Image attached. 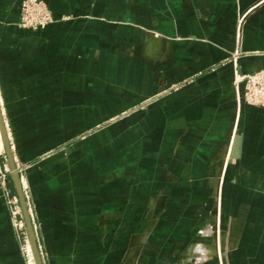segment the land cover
Here are the masks:
<instances>
[{"label":"crops","instance_id":"obj_1","mask_svg":"<svg viewBox=\"0 0 264 264\" xmlns=\"http://www.w3.org/2000/svg\"><path fill=\"white\" fill-rule=\"evenodd\" d=\"M42 1L65 18L33 31L0 0V104L44 264H264V107L233 84L264 68V0ZM4 191L0 264H28Z\"/></svg>","mask_w":264,"mask_h":264},{"label":"rangeland","instance_id":"obj_2","mask_svg":"<svg viewBox=\"0 0 264 264\" xmlns=\"http://www.w3.org/2000/svg\"><path fill=\"white\" fill-rule=\"evenodd\" d=\"M35 0H23L21 4V12H20V19L19 23L20 26L26 30H38L40 28L46 27L62 18L65 17H60L56 16L52 10L49 8V6L42 0H37L41 4L44 3L46 5V13H51L53 16V21L50 20L49 18H42L43 14L39 12V10L33 5ZM245 19V15L240 17L239 19V25L241 27L243 21ZM43 21V24L41 22ZM52 21V22H51ZM232 61L235 63L236 59L233 58ZM246 76V84L245 82H239L238 77H243ZM233 84L238 92V98L244 101L245 103L257 107H264V68L258 69L253 72L249 73H240L238 72L237 69H235L234 73V81ZM248 87V89H247ZM238 140H232L230 143V148L225 149L224 153L218 158L217 160V165L219 167V171L217 172V185L215 188H213L212 191V196L215 199V212H220L221 211V206H222V192H223V170L224 168L235 158V155L238 152ZM0 155H2L5 158L4 162V168L3 171L7 172L8 175H10V170H9V165L7 161V156L4 147H0ZM17 164V163H16ZM19 173L21 175V178L25 175V167L23 165L17 166ZM225 174V173H224ZM9 177V176H8ZM220 183V184H219ZM5 192V191H4ZM26 194V192H25ZM28 195V196H27ZM26 195V199L28 202L29 210L30 213H32V220L33 223L35 222V209H34V204L32 202V199L29 194ZM12 203L10 206V212L12 214V217L14 219L15 227L16 230L18 231L19 235L22 237L24 240V251L27 257L28 264H32L31 262V254H30V247H29V237L27 233V227L22 211V207L20 204L19 197L16 196H11L10 197ZM214 212V215H215ZM19 214L22 216L23 224L20 226L17 225V219ZM214 225H208L202 229L199 230L198 236L200 238H218V231L214 230ZM35 231L37 234V224L34 223ZM218 227V225H217ZM217 233H216V232ZM38 239V235H37ZM204 243L203 242H195L192 243L191 246L188 249V254L189 256L186 257V261L190 262H200L202 260H206L210 258V256L215 255L218 257L220 262L222 263L224 261V255L221 253V251H217L216 249H213L210 253V251L207 249L205 250L203 248ZM42 254V253H41ZM43 258V255H42Z\"/></svg>","mask_w":264,"mask_h":264},{"label":"water","instance_id":"obj_3","mask_svg":"<svg viewBox=\"0 0 264 264\" xmlns=\"http://www.w3.org/2000/svg\"><path fill=\"white\" fill-rule=\"evenodd\" d=\"M0 131L2 134V138H3L4 149H5L6 156H7L10 175H11L12 181L15 185V188H16L19 200H20V204L22 207V211H23V215H24V219H25V223L27 227V233H28V237H29L32 250H33L35 262L36 264H44L41 250L38 244V239H37V234L35 231L34 223H33L30 210H29V206H28V202L26 199L25 190L23 188L22 178H21V175L19 173L16 161L14 158V153H13L10 138L8 135V130L6 127L4 116H3L1 104H0Z\"/></svg>","mask_w":264,"mask_h":264},{"label":"built area","instance_id":"obj_4","mask_svg":"<svg viewBox=\"0 0 264 264\" xmlns=\"http://www.w3.org/2000/svg\"><path fill=\"white\" fill-rule=\"evenodd\" d=\"M33 5L39 10V12H41L43 14L42 15L43 16L42 18H44V16H45V18L47 17V18H49L50 20L53 21L54 18L51 15V13H49V12L46 13L47 12L46 11V5L44 3L41 4L40 2H38L37 0H35L34 3H33ZM41 24H43V21L41 22ZM246 78H247L246 76L238 77V81L240 83L241 82H245V84H246ZM247 89H248V87H247ZM8 176L9 175H8L7 172H5L3 170L0 171V185L4 188L5 193L8 196V203L11 206L12 201L10 199L11 196L9 195L10 194V191L7 188V182H8V178H9ZM30 214L32 216V213H30ZM22 224H23L22 216H21V214H19L18 219H17V225L21 227Z\"/></svg>","mask_w":264,"mask_h":264},{"label":"bare ground","instance_id":"obj_5","mask_svg":"<svg viewBox=\"0 0 264 264\" xmlns=\"http://www.w3.org/2000/svg\"><path fill=\"white\" fill-rule=\"evenodd\" d=\"M1 146L4 147V143H3V138H2L1 131H0V147ZM30 254H31V262H32V264H36L31 244H30Z\"/></svg>","mask_w":264,"mask_h":264}]
</instances>
